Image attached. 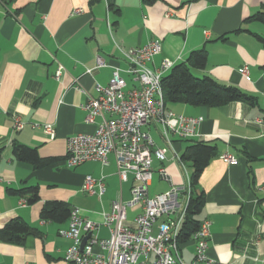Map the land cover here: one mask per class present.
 <instances>
[{
	"label": "crops",
	"instance_id": "0c3cea01",
	"mask_svg": "<svg viewBox=\"0 0 264 264\" xmlns=\"http://www.w3.org/2000/svg\"><path fill=\"white\" fill-rule=\"evenodd\" d=\"M263 6L264 0L0 2V229L20 219L33 230L21 244L0 241V264H69L64 257L71 242L59 235L68 228L69 219L50 222L40 216L52 202L79 209L82 218L100 224L95 232L99 240L109 238L108 228L101 225L103 214L109 213L114 201L129 203L133 178L119 181L113 154L106 165L91 161L67 168L66 141L95 131L98 120L87 124L82 109L97 96L95 85L106 86L117 69L131 88L124 53L153 40L160 41L161 52L150 68L159 67L163 60L174 66L185 63L192 52L203 50L207 63L202 70L191 69L195 77H210L254 100L253 105L173 104L166 108L202 118L198 137L191 141L215 150L196 186L204 197L196 219L210 222L208 257L213 264H264V23L251 19L264 12ZM96 58L107 66L96 69ZM59 66L64 72L56 79ZM244 67L247 77L241 74ZM14 116L23 123L20 131L13 128ZM47 125L54 130L53 139L43 132ZM154 129L149 134L161 147ZM189 142L173 138L166 160L153 161L149 197L190 178L189 164L173 159V152L183 156ZM15 146L35 149L41 164L17 160ZM225 154L235 157V162H224ZM86 176L103 179V195L88 196L82 191ZM28 187L37 189L38 201L21 207L19 202L28 199L22 191ZM140 212V205L128 206L127 221ZM92 252L108 258V252L98 246ZM178 252L184 263L193 261L191 241Z\"/></svg>",
	"mask_w": 264,
	"mask_h": 264
},
{
	"label": "built area",
	"instance_id": "2783aa9c",
	"mask_svg": "<svg viewBox=\"0 0 264 264\" xmlns=\"http://www.w3.org/2000/svg\"><path fill=\"white\" fill-rule=\"evenodd\" d=\"M79 14L80 10H74ZM161 52V43L153 40L148 44L130 49L124 53L128 62L127 74L132 77L133 86L127 87L119 75L112 73L106 86L95 85L97 96L89 98L82 106L86 112L87 124H96L92 134H77L66 141V167L73 169L96 161L107 164V157L113 154L119 181L124 183L129 176L133 178L129 203L121 200L112 202L109 213L103 214L102 224L109 230V238L99 240L95 232L100 224L84 219L77 208L71 209L69 225L59 235L71 242L64 260L69 264H186L179 258L177 239L187 214L192 187L190 178L181 186H171L169 191L153 197L148 196V186L152 179L153 161L164 162L167 153L172 151L173 138L191 141L198 137L197 128L202 118H191L168 111L164 104L161 80L174 67V63L163 60L159 67L150 68L155 56ZM107 65L96 58V69ZM64 70L58 67L55 78L59 79ZM91 70H87L90 73ZM247 77V68L241 71ZM13 128L20 131L23 123L14 116ZM261 123V121H256ZM148 127L144 132L142 128ZM155 128L163 143L157 147L149 134ZM43 132L53 139L52 126H43ZM173 159L180 161L173 152ZM221 159L234 163L235 157L225 154ZM164 176V170L159 169ZM82 191L88 196H101L105 191L102 178L86 176ZM21 200L19 205L26 206ZM138 204L141 212L127 221L128 206ZM156 226L157 234L153 236ZM210 222H200L198 230L192 235L194 258L189 264H213L207 255ZM90 235L81 249L83 237ZM98 246L108 252L104 260L94 255L92 247ZM153 258V259H151Z\"/></svg>",
	"mask_w": 264,
	"mask_h": 264
},
{
	"label": "trees",
	"instance_id": "16d2710c",
	"mask_svg": "<svg viewBox=\"0 0 264 264\" xmlns=\"http://www.w3.org/2000/svg\"><path fill=\"white\" fill-rule=\"evenodd\" d=\"M11 0H0L8 3ZM264 7V6H263ZM251 19L264 23V12H258ZM207 63L203 50L192 52L185 63L174 66L161 80V90L165 107L173 104H185L195 107L218 108L233 102L253 105L254 100L240 92L237 88L224 86L210 77H195L191 69L202 70ZM14 157L21 161L39 166L41 161L35 149L15 146ZM216 156L213 147L202 142H189L180 161L188 163L191 169L190 182L191 198L187 207V214L177 239L178 248L191 241L192 235L198 230L200 222L196 219L203 206L204 197L196 191L200 175L210 160ZM28 195L27 203L38 201L35 187H28L22 191ZM71 209L62 202L46 204L41 211V219L50 222H62L69 219ZM33 230L22 220L13 219L0 229V241L21 244L30 236Z\"/></svg>",
	"mask_w": 264,
	"mask_h": 264
},
{
	"label": "water",
	"instance_id": "95a60500",
	"mask_svg": "<svg viewBox=\"0 0 264 264\" xmlns=\"http://www.w3.org/2000/svg\"><path fill=\"white\" fill-rule=\"evenodd\" d=\"M89 237H90L89 234L86 235L85 237H83L82 242H81V249L84 247V245H85V243H86V241L88 240Z\"/></svg>",
	"mask_w": 264,
	"mask_h": 264
},
{
	"label": "rangeland",
	"instance_id": "374dc122",
	"mask_svg": "<svg viewBox=\"0 0 264 264\" xmlns=\"http://www.w3.org/2000/svg\"><path fill=\"white\" fill-rule=\"evenodd\" d=\"M132 78V77H131ZM127 79V81L129 80L128 78H126ZM143 131H147V128H143ZM155 131V129L153 130V132ZM154 134H155V132H154ZM157 234V230H156V226H155V228H154V231H153V236L154 235H156Z\"/></svg>",
	"mask_w": 264,
	"mask_h": 264
}]
</instances>
